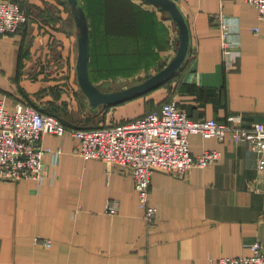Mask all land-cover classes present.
<instances>
[{
    "label": "crops",
    "instance_id": "crops-1",
    "mask_svg": "<svg viewBox=\"0 0 264 264\" xmlns=\"http://www.w3.org/2000/svg\"><path fill=\"white\" fill-rule=\"evenodd\" d=\"M127 1L143 12L121 40L136 53L125 51L129 57H120L112 75L116 63L99 66L105 59L95 51L96 86L114 80L138 84L176 52L177 26L168 15L139 0ZM174 1L189 23L191 44L169 87L92 108L78 83V29L69 4L15 0L27 22L16 34L0 37V98L9 108L26 103L82 129L139 118L173 98L194 120L224 122L236 116L244 126L264 123V20L256 9L242 0ZM218 15L238 25L240 57L231 69L221 52ZM137 48L140 59L133 58L140 54ZM130 58L136 65L132 72ZM80 108L96 115L93 124L79 126ZM189 143L191 154L217 150L220 160L181 177L154 172L149 203L155 217L147 222L127 170L84 161L71 136H45L42 145L59 154L55 160L43 158V182L0 181V264H218L221 257L250 255L255 242L264 249V168L253 144L198 134H191ZM108 203H117L112 213L106 211Z\"/></svg>",
    "mask_w": 264,
    "mask_h": 264
},
{
    "label": "built area",
    "instance_id": "built-area-1",
    "mask_svg": "<svg viewBox=\"0 0 264 264\" xmlns=\"http://www.w3.org/2000/svg\"><path fill=\"white\" fill-rule=\"evenodd\" d=\"M253 6L260 20H264V0H242ZM222 36L221 52L225 67L235 66L240 55L235 47L238 25L222 15L215 18ZM27 22V15L17 2L0 0V37L16 34ZM256 31V29H255ZM198 134L204 139L249 142L260 155L264 168V123L244 126L240 118L227 116L224 122L212 118L194 120L180 109L175 98L161 103L156 111L122 123L95 128H66L57 116L44 114L26 103L9 108L0 98V181L33 180L42 183L45 164L43 158L52 151L42 145L45 136H71L76 141V153L84 161L99 160L118 165L130 173L145 220L155 217L149 203L151 176L164 172L183 176L193 167L203 168L220 160L217 150L191 154L189 137ZM117 203H108L106 211H115ZM49 246L50 241H44ZM251 254L221 257L218 264H264V249L255 242Z\"/></svg>",
    "mask_w": 264,
    "mask_h": 264
},
{
    "label": "water",
    "instance_id": "water-1",
    "mask_svg": "<svg viewBox=\"0 0 264 264\" xmlns=\"http://www.w3.org/2000/svg\"><path fill=\"white\" fill-rule=\"evenodd\" d=\"M72 11L75 25H77V66L76 73L82 94L88 98L92 108L104 105H113L122 101L131 100L138 96L145 95L155 90L181 70L188 60L190 51L189 23L186 21L179 5L174 0H139L142 3L155 6L160 11L165 12L169 19L177 26V48L172 60L163 68L157 70L155 74L119 91H101L89 77V25L80 0H64Z\"/></svg>",
    "mask_w": 264,
    "mask_h": 264
},
{
    "label": "trees",
    "instance_id": "trees-1",
    "mask_svg": "<svg viewBox=\"0 0 264 264\" xmlns=\"http://www.w3.org/2000/svg\"><path fill=\"white\" fill-rule=\"evenodd\" d=\"M80 2H83V8L85 9L86 16L89 20V25L91 26V31L89 33L90 44L88 58L89 77H91L93 82L91 71L92 65L93 71L96 66V64L94 66L95 51L105 59L99 66L104 62H109L111 65L116 63L115 66H117L120 62V57L123 59H125V56L129 57L128 52L125 53V51L132 50L136 53L135 50L132 49L133 47H126L121 40L123 33L126 30L136 27L138 24L137 22L139 21L138 13L143 14V12L127 0H80ZM137 50L140 51V48H137ZM132 56H134V54H132ZM140 56L141 51L140 54H137L133 58L140 59ZM127 67L131 68L128 72L134 71L136 69L134 60L130 58ZM117 68L118 66L116 67V70L111 73L112 75L116 74ZM105 74L108 73L101 72V76ZM175 77L176 75L162 84L161 87H169ZM63 125L68 129L73 128L71 125Z\"/></svg>",
    "mask_w": 264,
    "mask_h": 264
},
{
    "label": "rangeland",
    "instance_id": "rangeland-1",
    "mask_svg": "<svg viewBox=\"0 0 264 264\" xmlns=\"http://www.w3.org/2000/svg\"><path fill=\"white\" fill-rule=\"evenodd\" d=\"M115 80L113 81V83H104V84H97L98 88L102 91H110V90H114V89H119L121 88L123 85H131L133 83H137V82H121V83H114ZM77 111L79 112V116H78V120H81L79 121V126H82V125H91L94 123L95 119H96V115H91L92 113H90V111H88V108L87 109H84L82 110L81 108L80 109H77ZM76 110L72 111L73 113L77 112ZM83 115L84 117L81 118L80 115Z\"/></svg>",
    "mask_w": 264,
    "mask_h": 264
}]
</instances>
